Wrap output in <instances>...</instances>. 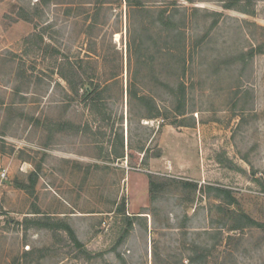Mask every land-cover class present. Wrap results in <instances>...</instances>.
<instances>
[{
  "label": "rangeland",
  "instance_id": "rangeland-1",
  "mask_svg": "<svg viewBox=\"0 0 264 264\" xmlns=\"http://www.w3.org/2000/svg\"><path fill=\"white\" fill-rule=\"evenodd\" d=\"M222 3L0 0V264H264V228L234 229L230 212L264 224V0L251 14ZM164 7L184 76L148 37L164 44L150 24ZM70 65L99 110L61 77ZM180 79L182 116L165 86ZM130 87L166 118H146Z\"/></svg>",
  "mask_w": 264,
  "mask_h": 264
},
{
  "label": "trees",
  "instance_id": "trees-1",
  "mask_svg": "<svg viewBox=\"0 0 264 264\" xmlns=\"http://www.w3.org/2000/svg\"><path fill=\"white\" fill-rule=\"evenodd\" d=\"M253 1L254 0H223L222 6L226 9H236L240 12L251 14L253 10ZM126 4L131 7L135 8L139 11H149L147 7H144L143 0H125ZM176 4V3H174ZM175 8V7H173ZM150 24L156 25L158 24L165 32L166 36L164 39V44L162 46H159L157 43V40L152 36L148 35L150 40L152 41L151 47L156 48L155 53H157L159 56H167L169 58H172L174 63L176 64V68L181 72V75L184 76L186 73V70L188 68V63H187V56L185 52V45L183 44V36L182 33L180 32V25L179 21H176V13L175 10L171 9L169 10L168 7H164L159 9L156 14L150 19ZM136 37L129 36L128 40V48L129 51L133 53L135 52L138 53L137 58L139 60H142L141 62H148L147 58V53L150 52V44H147L146 41L138 39L139 41L136 43L135 41ZM149 45V46H148ZM250 54H252V50L250 51ZM149 61H153V57H150ZM61 77L65 79L73 93L77 96H81L80 90L82 89V95L83 99L87 100V102H90L92 104V108L100 109L99 103L101 101V92L98 91V86H94L93 88L90 89L89 86L85 85V79L81 77L73 66H69L68 68V74L72 75H67L66 73H63L62 71L59 72ZM170 94L173 96L175 100V107L174 111L177 113L178 116H182L185 112V83L181 81V79L177 82L176 87H170L168 84L165 85ZM128 93L130 97H135L137 98L138 102L144 106L148 107V114L146 118L149 119H156V118H166V116L155 106L153 99L148 98L144 95H137L135 92V89L133 87H130L128 89ZM171 124H176V121H172ZM119 144L121 148L123 149V139L122 135L120 136L119 139ZM146 152V150H145ZM115 157H124V153H115ZM144 158V157H143ZM144 162V160H143ZM145 164V162H144ZM148 178H149V193H150V198L153 200L155 198L154 192L158 190V187H160V182L156 181L155 175L148 173ZM191 187L197 188L196 183H192ZM218 191H222L225 196L228 198V203L232 204L235 202L234 197L230 194L229 191L216 188ZM153 202V201H152ZM231 215H234L235 217H238L236 219L237 223L234 225V229L237 228H244V227H251V226H257V227H263V223H259L255 221L254 219L250 218L248 215L245 213H238L235 210H231ZM128 218V216H127ZM67 230L72 233L69 227H67ZM196 257L191 256L190 260L194 261Z\"/></svg>",
  "mask_w": 264,
  "mask_h": 264
}]
</instances>
